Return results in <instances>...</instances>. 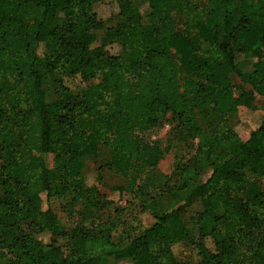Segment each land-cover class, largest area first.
I'll use <instances>...</instances> for the list:
<instances>
[{
  "label": "trees",
  "instance_id": "16d2710c",
  "mask_svg": "<svg viewBox=\"0 0 264 264\" xmlns=\"http://www.w3.org/2000/svg\"><path fill=\"white\" fill-rule=\"evenodd\" d=\"M98 1L0 0V264H100L104 257L264 264V117L245 141L222 119L255 111L254 95L264 96V0H205L204 8L196 0H151L153 16H162L149 26L138 0H119L113 22L97 19ZM185 15L206 32L201 41L177 28ZM114 42L122 54L107 56ZM54 75L58 95L48 101L44 88ZM166 114L199 136L198 146L190 160H178L180 180L139 205L154 221L115 241L134 219L119 220L125 206L90 193L84 159L109 149L112 166L129 179L113 191L136 198L166 152L140 133L159 128ZM204 116L213 125L207 135L197 122ZM41 155L52 156L50 168ZM210 166V176L194 183ZM169 192L178 199L159 209L156 200ZM97 208L111 216L91 222ZM174 219L181 228H172Z\"/></svg>",
  "mask_w": 264,
  "mask_h": 264
},
{
  "label": "rangeland",
  "instance_id": "374dc122",
  "mask_svg": "<svg viewBox=\"0 0 264 264\" xmlns=\"http://www.w3.org/2000/svg\"><path fill=\"white\" fill-rule=\"evenodd\" d=\"M118 3L119 0H99L97 3L92 5V11L95 13L97 19L103 21L111 20V22H113L115 21V17L119 11ZM196 3L200 8L205 7V0H196ZM150 4L151 0H138L137 2L138 8L141 12V23L143 26L151 25L155 20L161 18L162 16L161 14L153 16ZM189 18L190 17L186 15L178 18L177 28L181 32L192 37L194 40L201 41L202 37L207 35L206 32L200 23L189 22ZM105 54L107 56L121 55L122 48L119 42L107 45L105 48ZM56 78L57 75H54L52 83L44 88L48 101L55 100L58 95ZM244 87L245 89L249 88L247 85H244ZM235 93L237 94V92ZM185 97L189 98V96ZM252 104L256 108L253 112L248 111L247 109H241L239 115L231 114L222 118L242 141L248 139L250 131L259 123L260 119L264 117V96L255 94ZM163 120V123L159 128H154L140 133L143 141L157 142L162 148L166 149V152L158 165L152 170H149L139 182V188L136 190V198H134V192H124L122 195H118L117 192L113 191V187L115 186H127L129 179L125 173L112 166L109 149L101 147L94 158L84 159L82 174L89 176L87 179L88 184H91L92 182L94 183V190H90V193L96 191L99 194H105L112 199L115 206H125L124 211H127L118 216L119 220L123 221L128 216H131V218L134 219V221L131 220L128 222V225L125 228L126 232L124 231L122 233V230L124 229L119 228L114 233L113 239L115 241L120 240L119 236L123 239L127 236H136L141 232L142 227L148 226L154 221L149 212H139V205L148 204L150 196L158 188H161L164 185H172L174 182L179 181L180 177L174 173V168L177 165L178 160H190L198 146L200 139L199 136L196 135L191 138L188 133L177 126L176 121L173 120L169 114H166ZM197 122L202 134L207 135L212 132L213 125L211 118L204 116L199 118ZM40 161H42L44 165L49 168L52 166L51 155H41ZM105 164H110L111 168L109 169L105 166ZM238 171L241 172L242 170L238 169ZM211 172L212 166L205 168L194 180V183L205 181L210 176ZM96 174L97 179L94 182ZM262 185L264 190V180H262ZM169 195L170 192L163 195L164 197H160L158 199L156 198L157 200L155 199L159 205V209L168 207L178 199L172 198ZM50 201L56 215L64 221L65 216L58 207L57 199L52 197ZM125 201H127L126 204ZM93 211H95L91 213L93 218L89 219L91 222L97 223L105 221L111 216L109 208H97L93 209ZM191 212L192 209L187 212V215ZM115 214L117 215V213ZM171 226L174 230L181 228L182 220H172ZM254 245L255 239L254 237H251L248 246L253 247ZM174 251L178 254L179 250L175 247ZM114 263L115 261L112 257H104L102 258L100 264ZM257 264H262V262L258 260Z\"/></svg>",
  "mask_w": 264,
  "mask_h": 264
}]
</instances>
